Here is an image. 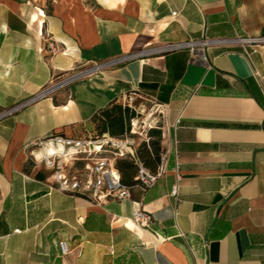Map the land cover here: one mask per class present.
I'll list each match as a JSON object with an SVG mask.
<instances>
[{
  "label": "crops",
  "instance_id": "0c3cea01",
  "mask_svg": "<svg viewBox=\"0 0 264 264\" xmlns=\"http://www.w3.org/2000/svg\"><path fill=\"white\" fill-rule=\"evenodd\" d=\"M262 37L264 0H0V110L54 76L111 63L0 121V264H264V43L113 63L149 47ZM137 98L164 120L166 172L153 186L101 203L35 166L37 143L77 136L112 101ZM76 172L85 176L83 163ZM139 210L148 227L134 222Z\"/></svg>",
  "mask_w": 264,
  "mask_h": 264
},
{
  "label": "built area",
  "instance_id": "2783aa9c",
  "mask_svg": "<svg viewBox=\"0 0 264 264\" xmlns=\"http://www.w3.org/2000/svg\"><path fill=\"white\" fill-rule=\"evenodd\" d=\"M178 13H173L177 17ZM228 43H264V37L260 39H200L184 43L167 44L161 47H149L137 54L129 55L113 63H126L136 59H144L156 54L189 50L193 57L206 60L204 50L206 47ZM52 51L56 49L51 46ZM111 63H102L96 68L83 70L68 76H54L50 84L35 97L13 108L0 110V121L22 110L33 102L50 97L58 91L68 88L78 79L92 75L97 69L104 68ZM107 154L105 156H101ZM31 157L37 168H42L51 173L56 187L65 192H75L90 196L97 202L107 203L111 201H123L130 198V188L121 182L120 173L116 168L119 159H126L138 163L136 145L132 139L116 138L105 134L97 139L85 138L79 135L66 136L51 134L40 141L31 150ZM165 154L156 173H151L139 163L137 180L139 187L146 189L153 186L166 172ZM84 164L87 171L84 177L76 172V165ZM173 196L179 194L178 187L173 191ZM134 222L141 227H148L153 221L150 213L134 211ZM146 245V243H144ZM63 256L70 254L67 241L59 242Z\"/></svg>",
  "mask_w": 264,
  "mask_h": 264
},
{
  "label": "trees",
  "instance_id": "16d2710c",
  "mask_svg": "<svg viewBox=\"0 0 264 264\" xmlns=\"http://www.w3.org/2000/svg\"><path fill=\"white\" fill-rule=\"evenodd\" d=\"M138 115L132 107L127 104L112 101L105 108L94 114L87 127H83L80 136L97 139L105 134L111 137L123 138L132 131V122L136 121ZM54 135H63L53 133ZM151 138L156 137V141L149 144H142L137 151L138 163L126 159H119L116 168L120 173L121 182L124 186L132 188L139 185L137 175L139 163L147 168L151 173H156L162 162L164 150L161 147L163 133L153 129L149 131Z\"/></svg>",
  "mask_w": 264,
  "mask_h": 264
},
{
  "label": "rangeland",
  "instance_id": "374dc122",
  "mask_svg": "<svg viewBox=\"0 0 264 264\" xmlns=\"http://www.w3.org/2000/svg\"><path fill=\"white\" fill-rule=\"evenodd\" d=\"M127 105H129L130 107H132L133 109H135L138 118H140V128H139V119H137L136 121L133 120L132 122V131L129 135L123 137V138H129L132 139L133 142L136 145V150L139 151V149H141L142 144L146 143L149 144L151 141H156L157 138H151L149 131L156 129V130H160L162 133L163 132V115L160 114V110L159 108L155 107V105L151 102H145V101H139V98H137L136 100L129 101V103H127ZM144 105L147 107L148 111H150V113L152 114V117L150 118V120L148 121V116L141 114L138 112L139 108ZM157 118V124L155 125V128H151V121ZM139 128L140 134L139 135H134L133 134V129ZM134 129V130H135ZM161 147L163 148V138H162V142H161ZM163 157V156H162Z\"/></svg>",
  "mask_w": 264,
  "mask_h": 264
},
{
  "label": "bare ground",
  "instance_id": "6f19581e",
  "mask_svg": "<svg viewBox=\"0 0 264 264\" xmlns=\"http://www.w3.org/2000/svg\"><path fill=\"white\" fill-rule=\"evenodd\" d=\"M144 112V111H143Z\"/></svg>",
  "mask_w": 264,
  "mask_h": 264
}]
</instances>
